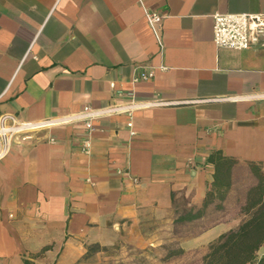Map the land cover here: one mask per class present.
I'll use <instances>...</instances> for the list:
<instances>
[{
	"label": "crops",
	"instance_id": "crops-1",
	"mask_svg": "<svg viewBox=\"0 0 264 264\" xmlns=\"http://www.w3.org/2000/svg\"><path fill=\"white\" fill-rule=\"evenodd\" d=\"M240 12L264 0H0V117L58 119L0 142L2 264H76L94 244L203 249L238 227L264 176V47H218L212 28ZM142 69L154 75L133 82ZM133 100L161 104L107 110ZM83 106L101 113L90 129ZM212 152L232 161L226 192Z\"/></svg>",
	"mask_w": 264,
	"mask_h": 264
},
{
	"label": "built area",
	"instance_id": "built-area-1",
	"mask_svg": "<svg viewBox=\"0 0 264 264\" xmlns=\"http://www.w3.org/2000/svg\"><path fill=\"white\" fill-rule=\"evenodd\" d=\"M146 19L156 35L159 32V25L162 21V15L147 11ZM212 36L215 44L218 47L242 50L251 46L264 47V13L258 12H240V13H214ZM154 75L152 70H140L135 72L132 81L138 82L146 80ZM110 87H114V83L110 82ZM133 93L130 92L129 95ZM159 101H131L125 105L113 104L108 111H124L131 112L135 108L147 107L150 105H159ZM101 113L93 112L88 106H83L77 120L82 121L83 125L90 129L92 120L100 116ZM71 119H64L62 122ZM58 121L56 118L39 120L34 122L18 121L10 115L0 117V142L3 148L7 147L10 141L17 135L23 134L25 129H37L46 127ZM131 126V123H127ZM90 150L89 138L83 140V151L88 153ZM0 151V156L2 155ZM0 264H2L0 262Z\"/></svg>",
	"mask_w": 264,
	"mask_h": 264
},
{
	"label": "trees",
	"instance_id": "trees-1",
	"mask_svg": "<svg viewBox=\"0 0 264 264\" xmlns=\"http://www.w3.org/2000/svg\"><path fill=\"white\" fill-rule=\"evenodd\" d=\"M207 161L214 164L213 182L218 180L221 186L225 184L226 192L229 183L225 182V178L229 176L232 161L217 152H212ZM253 170L258 182L248 192L246 204L242 207L243 219L237 228L222 233L209 245L203 256V264H264V254L259 257L257 254L264 243V176ZM223 196L224 192L221 193ZM103 248L98 244L89 245L84 257ZM30 263L24 260V264Z\"/></svg>",
	"mask_w": 264,
	"mask_h": 264
},
{
	"label": "rangeland",
	"instance_id": "rangeland-1",
	"mask_svg": "<svg viewBox=\"0 0 264 264\" xmlns=\"http://www.w3.org/2000/svg\"><path fill=\"white\" fill-rule=\"evenodd\" d=\"M32 130L25 129L23 134L26 135ZM207 250L208 247H189L182 250L167 240L155 241L154 244L144 247L119 244L100 249L76 264H203L204 251ZM182 252L183 255L178 256Z\"/></svg>",
	"mask_w": 264,
	"mask_h": 264
}]
</instances>
